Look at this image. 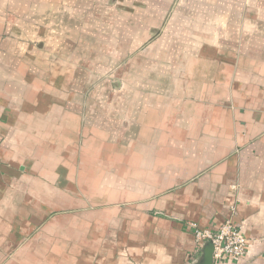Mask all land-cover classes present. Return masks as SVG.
<instances>
[{
  "label": "crops",
  "instance_id": "0c3cea01",
  "mask_svg": "<svg viewBox=\"0 0 264 264\" xmlns=\"http://www.w3.org/2000/svg\"><path fill=\"white\" fill-rule=\"evenodd\" d=\"M264 264V0H0V264Z\"/></svg>",
  "mask_w": 264,
  "mask_h": 264
},
{
  "label": "built area",
  "instance_id": "2783aa9c",
  "mask_svg": "<svg viewBox=\"0 0 264 264\" xmlns=\"http://www.w3.org/2000/svg\"><path fill=\"white\" fill-rule=\"evenodd\" d=\"M189 226L201 249L207 243L213 244L212 264L238 261L247 253L249 239L240 226L232 220H227L217 230L203 229L193 222Z\"/></svg>",
  "mask_w": 264,
  "mask_h": 264
},
{
  "label": "water",
  "instance_id": "95a60500",
  "mask_svg": "<svg viewBox=\"0 0 264 264\" xmlns=\"http://www.w3.org/2000/svg\"><path fill=\"white\" fill-rule=\"evenodd\" d=\"M203 252L205 256L204 264H212L213 263V244L212 243H207L203 247Z\"/></svg>",
  "mask_w": 264,
  "mask_h": 264
}]
</instances>
